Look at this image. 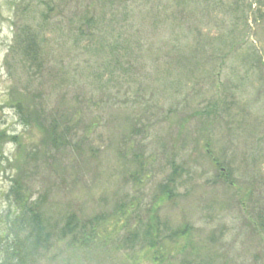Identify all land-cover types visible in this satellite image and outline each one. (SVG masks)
Segmentation results:
<instances>
[{
	"label": "rangeland",
	"instance_id": "rangeland-1",
	"mask_svg": "<svg viewBox=\"0 0 264 264\" xmlns=\"http://www.w3.org/2000/svg\"><path fill=\"white\" fill-rule=\"evenodd\" d=\"M223 2L0 0V234L20 176L53 228L32 264H264V0Z\"/></svg>",
	"mask_w": 264,
	"mask_h": 264
},
{
	"label": "trees",
	"instance_id": "trees-1",
	"mask_svg": "<svg viewBox=\"0 0 264 264\" xmlns=\"http://www.w3.org/2000/svg\"><path fill=\"white\" fill-rule=\"evenodd\" d=\"M210 5H225L223 0H208ZM232 9H240L237 6V2H229ZM232 10L229 15H232ZM11 54H17L21 56H31L32 58L38 57L41 53L39 37L36 35L35 30L31 29L29 26L23 28L22 32L17 34L15 38V44L11 47ZM35 59V58H34ZM16 106L19 109L21 117L26 125H28L29 120L33 121L43 129V134L49 136L51 140H55V132L57 131L54 125L49 128L43 127V122H41V115L39 112L34 110H27L23 102H17ZM32 121V120H31ZM0 140H6V142H14L21 147V137L18 134L9 135L7 132L0 130ZM57 142V141H53ZM8 165L11 164V159L7 157ZM176 171V168L174 169ZM12 185L10 192L13 196V206L17 208V211L6 215L5 229L0 234V252L4 253L3 257H0V264H32L33 255L39 249H47L51 245L53 228L49 229L46 225L42 212L40 211V201L30 200V196L26 192V188L23 184V180L20 176H16L12 180ZM174 183V179L170 178L167 184L163 185L166 193L172 192L170 185ZM82 229L81 239L87 240L88 236L84 234L83 227L80 228L77 222V217L70 215L67 218L66 224L61 230V236H66L68 234L73 235L72 239L75 240L78 233L77 230ZM188 228L186 227L182 233ZM149 233V232H148ZM150 250L156 247L155 241L150 239ZM153 259L159 261V263H164V258L162 254H159L158 250L153 251Z\"/></svg>",
	"mask_w": 264,
	"mask_h": 264
}]
</instances>
